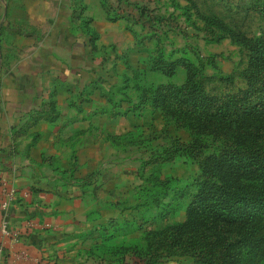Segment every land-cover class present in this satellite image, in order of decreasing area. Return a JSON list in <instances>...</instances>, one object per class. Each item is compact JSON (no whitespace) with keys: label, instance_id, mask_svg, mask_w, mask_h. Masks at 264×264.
Segmentation results:
<instances>
[{"label":"crops","instance_id":"1","mask_svg":"<svg viewBox=\"0 0 264 264\" xmlns=\"http://www.w3.org/2000/svg\"><path fill=\"white\" fill-rule=\"evenodd\" d=\"M68 6L71 15H56L50 29L36 32L31 25L23 30L16 7L6 12V0H0V49L8 47L13 55L0 64V200L4 190L13 192L6 210L0 209V224L5 220L8 231L0 230V264L100 262L90 253L100 240L87 233L127 214L120 208L128 181L117 170L127 157L111 152L128 144L123 134L134 128V118L146 115L118 113L125 101L111 102L136 98L138 82H125L126 53L142 49L126 25L137 33L140 25L108 19L99 0ZM120 36L130 43L122 47ZM103 61L109 63L107 72L124 76L122 85H129L133 96L107 92ZM35 111L43 117L24 126Z\"/></svg>","mask_w":264,"mask_h":264},{"label":"trees","instance_id":"2","mask_svg":"<svg viewBox=\"0 0 264 264\" xmlns=\"http://www.w3.org/2000/svg\"><path fill=\"white\" fill-rule=\"evenodd\" d=\"M229 1L217 0L215 4L237 19L204 17L223 33L206 41L227 35L240 46L232 70L221 76L202 75V65H215L211 55L201 54L187 41L177 44L169 36L170 30L178 28L170 21L169 12L148 13L149 8L131 3L137 15L145 11L134 18L131 13L118 12L107 0H99L110 20L124 18L141 28L138 19L148 20V29L140 33L129 24L126 28L146 53L148 69L166 77L147 86L135 84L134 101L121 96L111 102L119 106L125 101V107L116 112H157L172 119L175 128H187L189 139L173 136L171 142L155 146L140 161L136 174L141 181L131 188L133 202L120 208L127 209V214L109 218L87 233L100 240L90 248L96 259L121 264L125 257H136L141 264H157L188 256L190 264H264V0ZM249 17L256 19L252 32L241 26ZM178 68L183 77L175 82L172 78ZM51 103L47 105L51 107ZM40 111L31 113L24 126L42 118ZM214 143L215 151H204L206 144ZM178 156L196 162L197 171L190 181L178 184L175 176H160L154 169L143 174L146 166ZM182 197L186 199L183 203L179 201ZM181 206L183 218L166 222ZM135 230L141 231L143 243H108Z\"/></svg>","mask_w":264,"mask_h":264},{"label":"rangeland","instance_id":"3","mask_svg":"<svg viewBox=\"0 0 264 264\" xmlns=\"http://www.w3.org/2000/svg\"><path fill=\"white\" fill-rule=\"evenodd\" d=\"M70 1L74 0H6L7 7L4 10L8 12V8L9 10H12L16 7L15 10H13V13L17 16L16 18L20 20L19 22L21 23V28H23V30L26 27L29 28V26L31 25L33 27V30H35L36 32L40 27H42L41 30L43 32L46 29H50L52 27L53 22L56 19V15L60 17V15L69 12L68 2ZM107 1L110 6H114L113 8L117 9L118 12L122 10L124 14H128L131 11L134 13V9L136 7H133L131 5L134 8L132 10L131 6L128 5L131 3L137 4L139 8H149L148 13L169 12L171 15L170 21L173 22L172 24L175 23L176 27H178L170 30L169 36L173 37L177 44H181L182 42L187 41L188 43L195 45L201 54L204 55L208 53L213 58V62L215 64L214 66H211V64H204L200 67V73L202 75L221 74L222 76L228 74L232 70L233 66L236 63V60L239 57L240 46L236 42L232 41L227 35L221 36V38L215 41H206L209 36H215L221 33V31L211 23L205 21V16H214L224 21L237 19L236 15L231 14L222 6L215 4L217 0H192L194 6L190 4L189 0ZM120 2H122L123 4L122 7L118 5ZM229 3L231 2L229 1ZM19 4L20 6H18ZM128 6L130 7V9ZM65 8H68V10ZM150 8L153 9L150 10ZM144 12H141V14H143ZM69 13L71 15V11ZM141 14L138 13V15ZM138 15H136L137 18H139ZM31 20L37 21L38 26H35L36 24H31ZM140 20L141 24L144 26L142 28L140 27L139 32H142L145 29H148V20L146 18H141ZM5 21L9 25V21L11 20L7 16ZM241 26L245 27L248 32H252L256 27V19L254 17H249L242 22ZM162 27L165 26L163 25ZM111 33L113 34V32ZM117 40H121L122 47L130 43V40L127 41V39L122 36H120ZM145 42L148 44L147 41ZM121 46H119V48ZM122 47L119 50H121ZM116 48H118V46ZM3 49L4 51L0 49V64H2L3 61L7 63L8 61L12 60L13 57L12 51H10L8 47H3ZM115 52H117V49ZM126 54L128 59V68L125 74V77L127 78L125 82L127 84H130L136 80V82H138L137 85L147 86L149 83H157L166 79V77L161 73L144 67L147 58L146 54L143 51H127ZM106 62L107 61H103V63H105V69L102 71L101 75L103 79L110 84V86L107 87V92L112 95L114 94V96H118L120 92H127V94L133 96L134 92H132L131 87L129 85H127L126 87L122 85L124 76L121 77L120 75H112L111 72H107V69L110 66L108 65L109 63ZM132 75H134V77ZM182 77L183 70L181 68H178L175 76H173V81L179 82L181 81ZM133 123L134 128L132 130H129L127 134H123V138L126 139L128 144L118 146L114 151L111 152V156H115L117 158H123L125 156L127 157V159L121 161V166L117 168L118 172L122 175H125L128 181V183L126 184V188L123 190L125 191L126 189H128L126 190L128 191L126 199L122 200L125 201V203L133 202V199H131V188L141 181L136 172L140 161L147 157L149 151L155 146L157 147V145L171 142L173 136L178 137L181 141H188L189 139L187 128H175V124L174 122H172V119L164 118L157 112L154 115L147 114L144 118H134ZM203 140L204 142L209 143L206 137H204ZM215 146V143L206 144L204 147V151H215ZM153 169L160 176L166 174L173 175L179 180L178 184H183L193 178L195 172L197 171V166L195 161L185 159V157L183 156H178L171 161L163 162L157 165L146 166L144 168L143 174H146L149 170ZM185 200V197L179 199L181 203H183ZM101 201L104 204L106 200L102 199ZM183 216L184 206H181L173 214L168 216L165 221L172 222L175 220H180L183 218ZM140 233V230H135L131 233L125 234L124 236L114 237L113 239L108 241V243H118L120 241L128 243L129 241L133 240L139 243H143L142 239L139 237ZM93 260L89 259L86 264H117L116 261L113 260H101L100 262L96 263L93 262ZM190 262L191 259L188 256H178L161 260L157 264H190ZM121 264H141V261L137 260L136 257H125L123 263Z\"/></svg>","mask_w":264,"mask_h":264},{"label":"built area","instance_id":"4","mask_svg":"<svg viewBox=\"0 0 264 264\" xmlns=\"http://www.w3.org/2000/svg\"><path fill=\"white\" fill-rule=\"evenodd\" d=\"M4 197L3 199L0 200V209L5 211L8 205L9 200L11 199V197L13 196V192L9 189V190H4L3 191ZM0 230L3 233H7V229H6V221L2 220L1 224H0Z\"/></svg>","mask_w":264,"mask_h":264}]
</instances>
